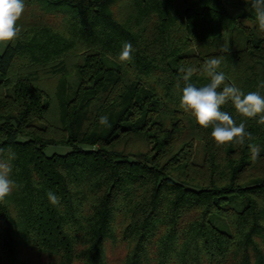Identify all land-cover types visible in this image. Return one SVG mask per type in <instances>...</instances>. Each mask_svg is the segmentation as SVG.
<instances>
[{"label":"trees","instance_id":"obj_1","mask_svg":"<svg viewBox=\"0 0 264 264\" xmlns=\"http://www.w3.org/2000/svg\"><path fill=\"white\" fill-rule=\"evenodd\" d=\"M18 24L0 53V158L15 153L18 185L0 201V264H264V125L229 102L253 140L218 147L179 107L214 56L264 96L251 0H25Z\"/></svg>","mask_w":264,"mask_h":264},{"label":"clouds","instance_id":"obj_2","mask_svg":"<svg viewBox=\"0 0 264 264\" xmlns=\"http://www.w3.org/2000/svg\"><path fill=\"white\" fill-rule=\"evenodd\" d=\"M251 7L255 10L259 29L264 31V0H251ZM24 11L25 0H0V43L7 44L19 38L22 27L19 26L18 21ZM132 52V45L125 42L119 53V61L125 64L131 62ZM222 60V56H214L204 61L202 71L210 78V82L201 87L186 83L182 90L179 107L184 112L190 113L201 128L211 127V137L218 147L229 143L243 146L246 141L253 140L252 133L246 130L244 121L237 124L231 114L222 111V106L231 102L240 116L245 118L258 116L257 123L264 125V96L256 91L245 94L234 83H227L224 72L218 71ZM179 71L183 73L182 78L187 82L197 69L181 66ZM259 87L264 88V83H261ZM100 123L107 124V117H101ZM248 147L251 158L256 160L261 149L252 143H249ZM3 152L4 149L0 148V154ZM14 158L15 153L11 151H9L8 160L0 158V201L18 187L10 178L12 172L10 161ZM47 198L54 206L60 203V198L51 191L47 193Z\"/></svg>","mask_w":264,"mask_h":264},{"label":"rangeland","instance_id":"obj_3","mask_svg":"<svg viewBox=\"0 0 264 264\" xmlns=\"http://www.w3.org/2000/svg\"><path fill=\"white\" fill-rule=\"evenodd\" d=\"M8 45V44H7ZM7 47V46H6ZM6 48L2 47L0 45V53H3L5 51ZM105 61L110 64V65H113V60L110 58V57H106L105 58ZM75 88V85H73V88H72V91L74 90ZM70 91V92H72ZM67 151V147H62V146H50L48 147L47 149V153L48 154H53V153H65Z\"/></svg>","mask_w":264,"mask_h":264},{"label":"crops","instance_id":"obj_4","mask_svg":"<svg viewBox=\"0 0 264 264\" xmlns=\"http://www.w3.org/2000/svg\"><path fill=\"white\" fill-rule=\"evenodd\" d=\"M8 44V43H7ZM7 44H4V43H0V45L4 48H6Z\"/></svg>","mask_w":264,"mask_h":264}]
</instances>
